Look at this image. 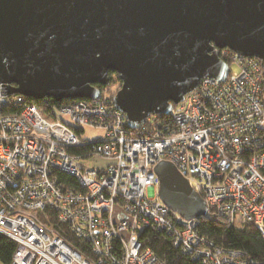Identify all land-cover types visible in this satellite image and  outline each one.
Returning a JSON list of instances; mask_svg holds the SVG:
<instances>
[{"label": "built area", "instance_id": "2783aa9c", "mask_svg": "<svg viewBox=\"0 0 264 264\" xmlns=\"http://www.w3.org/2000/svg\"><path fill=\"white\" fill-rule=\"evenodd\" d=\"M218 55L225 81L202 79L168 122L140 137L125 129L108 87L98 101L54 108L45 98L46 112L24 96H0V234L15 244L10 264H163L140 240L149 228L201 264H251L157 198L154 166L170 162L206 215L264 225V69L230 50ZM86 127L104 129L103 138L81 140Z\"/></svg>", "mask_w": 264, "mask_h": 264}, {"label": "water", "instance_id": "95a60500", "mask_svg": "<svg viewBox=\"0 0 264 264\" xmlns=\"http://www.w3.org/2000/svg\"><path fill=\"white\" fill-rule=\"evenodd\" d=\"M230 50L264 69V0H0V96L111 99L131 130L196 90L224 82ZM157 198L185 220L207 213L203 198L170 162H159Z\"/></svg>", "mask_w": 264, "mask_h": 264}, {"label": "trees", "instance_id": "16d2710c", "mask_svg": "<svg viewBox=\"0 0 264 264\" xmlns=\"http://www.w3.org/2000/svg\"><path fill=\"white\" fill-rule=\"evenodd\" d=\"M109 93L110 99L114 96L115 92L119 89L120 82L117 79L116 74L109 73ZM112 87V89L110 88ZM100 91L103 87L99 86ZM32 101L36 103L44 112L48 111L51 105H44L42 101ZM69 101L58 102L52 104L54 108L60 105H67ZM169 116H153L148 118L144 126L140 130H131L127 125L125 129L129 131L133 136L140 137L145 134H149L157 127L158 122H168ZM262 139L264 140V129L262 133ZM90 148L87 149H73L72 152L77 155L88 153ZM68 181H71L69 179ZM196 231L199 235L207 241H209L214 247H218L221 251L235 252L240 254V259L244 261H251V264H264V225L256 226L251 223H230L226 219L220 218L216 215L207 214L203 218L197 219ZM65 233L69 232L65 226ZM139 237L142 240L144 247L151 249L156 254L163 264H201L197 260H193L191 256L182 254L179 249L175 248L170 242V238L166 233L154 229L139 230ZM65 234V235H66ZM15 251V244L10 239L5 238L0 234V262L2 264H10L11 257Z\"/></svg>", "mask_w": 264, "mask_h": 264}, {"label": "rangeland", "instance_id": "374dc122", "mask_svg": "<svg viewBox=\"0 0 264 264\" xmlns=\"http://www.w3.org/2000/svg\"><path fill=\"white\" fill-rule=\"evenodd\" d=\"M231 66V69L232 70H236L237 67L234 66L233 64L230 65ZM110 88L112 89V87L110 86ZM110 91V90H109ZM63 119L68 122V120L63 117ZM105 131L104 129H99L97 127H90V128H85L84 131L82 133H80V136L79 138H81V140H84L86 141L87 143H91V142H96L98 139H101L103 138V135H104ZM104 162V161H102ZM101 162V163H102ZM93 162L92 161H89L87 162V167H92L93 166ZM96 165V164H95ZM0 264H2L0 262Z\"/></svg>", "mask_w": 264, "mask_h": 264}]
</instances>
